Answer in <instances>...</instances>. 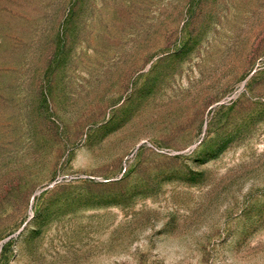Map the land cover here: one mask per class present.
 I'll return each instance as SVG.
<instances>
[{"label":"rangeland","instance_id":"rangeland-1","mask_svg":"<svg viewBox=\"0 0 264 264\" xmlns=\"http://www.w3.org/2000/svg\"><path fill=\"white\" fill-rule=\"evenodd\" d=\"M0 264H264V0H0Z\"/></svg>","mask_w":264,"mask_h":264}]
</instances>
